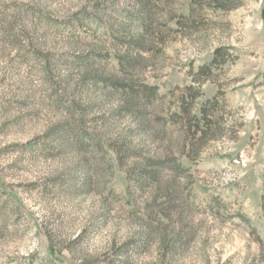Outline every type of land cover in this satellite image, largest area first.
Listing matches in <instances>:
<instances>
[{
    "label": "rangeland",
    "instance_id": "rangeland-1",
    "mask_svg": "<svg viewBox=\"0 0 264 264\" xmlns=\"http://www.w3.org/2000/svg\"><path fill=\"white\" fill-rule=\"evenodd\" d=\"M0 264H264V0H0Z\"/></svg>",
    "mask_w": 264,
    "mask_h": 264
},
{
    "label": "trees",
    "instance_id": "trees-1",
    "mask_svg": "<svg viewBox=\"0 0 264 264\" xmlns=\"http://www.w3.org/2000/svg\"><path fill=\"white\" fill-rule=\"evenodd\" d=\"M118 90H121V89H118ZM122 92L124 93V96H135V94H136L132 85L125 86ZM151 92H153L152 93L153 96H158L155 88H151ZM144 174H146V173H144ZM150 174L152 175L153 172L150 171L149 175Z\"/></svg>",
    "mask_w": 264,
    "mask_h": 264
}]
</instances>
